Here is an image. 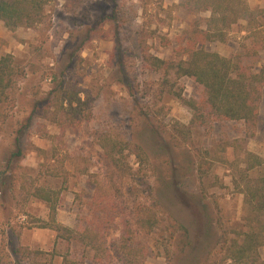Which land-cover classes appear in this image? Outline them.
Instances as JSON below:
<instances>
[{
    "label": "rangeland",
    "instance_id": "1",
    "mask_svg": "<svg viewBox=\"0 0 264 264\" xmlns=\"http://www.w3.org/2000/svg\"><path fill=\"white\" fill-rule=\"evenodd\" d=\"M247 1L260 11L256 23L240 20L227 42H209L207 50L231 56L249 43L252 27L264 30V0ZM199 16L180 0H53L35 26L0 23V57L12 54L23 71L0 119V264H60L61 254L86 252L39 226L50 208L32 195L36 187L60 191L59 224L88 226L110 248L108 262L88 251L86 264H126L120 250L129 231L137 232V264H215L221 247L242 239L241 185L246 174L264 175V163L247 172V153L264 159V92L254 137L242 121H223L177 138L178 123L189 126L192 118L185 99L199 87L174 74L165 84L143 58V43L158 57L176 58L180 37ZM64 95L80 98L84 114L67 116ZM110 135L140 145L147 164L129 150L133 174L114 170L100 144ZM143 208L160 220L153 232L137 224ZM175 222L187 236L173 234ZM21 247L40 253L23 256Z\"/></svg>",
    "mask_w": 264,
    "mask_h": 264
},
{
    "label": "trees",
    "instance_id": "2",
    "mask_svg": "<svg viewBox=\"0 0 264 264\" xmlns=\"http://www.w3.org/2000/svg\"><path fill=\"white\" fill-rule=\"evenodd\" d=\"M52 1L0 0V23L3 22L10 30L21 26H35L43 20L46 6ZM180 5L200 16L187 34L180 37L177 57H158L145 47V43L142 44L147 68L161 73L165 84L170 82V76L174 74L177 79H193L199 87L198 93L185 99L191 108L192 118L189 126L178 123L180 126L176 127L177 138H187L194 126L207 127L223 121H242L248 137H254L259 125V111L264 92V63L260 53L264 49V30L252 27L249 43L231 56L207 50L204 45L209 42H227L229 30L234 24L246 20L252 26L256 23L260 11L253 9L247 0H180ZM22 72L12 54L0 57V119L5 112L3 106L12 101ZM81 102L80 98L74 100L64 95L61 106L68 111L67 116L78 117L84 114L77 108ZM65 104L67 107H64ZM51 106L47 108V113H51ZM38 108L37 106L36 109ZM57 114L58 112L55 115ZM100 144L106 160L121 175L133 174V168L127 161L129 150L135 151L141 166L148 162L147 153L141 146L137 145V149H132V144L126 138L102 136ZM247 154V172L264 163V159L257 154ZM248 176L245 175V183L241 185L247 211L246 230L241 240H233L229 244L227 242L221 247L223 257L215 264H264V258L260 255V249L264 246V175L255 179ZM238 186L240 187V184ZM33 192L35 198L45 201L50 208V219H40L39 226L55 230L59 238L71 244L79 242L85 246L86 252L80 258H73L72 253L61 254L60 264H86L88 251H94L93 258L96 262H108L104 258L109 257L111 250L92 228L87 226L75 230L57 222L60 191L36 187ZM137 224L141 231L149 233L159 226L160 220L155 213L143 208L137 218ZM173 227V234L187 236L188 229L183 224L175 222ZM123 236L120 251L126 258V264H137V260L132 259L136 254L131 246L137 238V232L129 231L127 236ZM28 249L21 247L17 253L23 256L40 253Z\"/></svg>",
    "mask_w": 264,
    "mask_h": 264
}]
</instances>
